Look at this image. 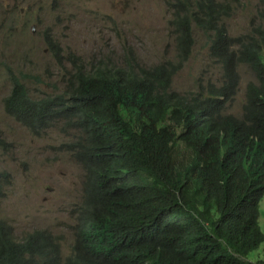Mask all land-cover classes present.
<instances>
[{
    "label": "trees",
    "instance_id": "16d2710c",
    "mask_svg": "<svg viewBox=\"0 0 264 264\" xmlns=\"http://www.w3.org/2000/svg\"><path fill=\"white\" fill-rule=\"evenodd\" d=\"M173 7L176 62L84 71L72 54L65 91L46 98L31 96L9 70L4 111L37 135L55 121L77 130L69 147L84 181L67 254L49 231L17 237L0 218V264H264V25L233 37L224 24L229 1L176 0ZM193 25L207 34L222 81L183 94L171 83L190 53ZM47 43L59 60L57 43ZM239 63L256 82L247 83L236 116L224 110ZM261 244L262 257L252 258Z\"/></svg>",
    "mask_w": 264,
    "mask_h": 264
},
{
    "label": "rangeland",
    "instance_id": "374dc122",
    "mask_svg": "<svg viewBox=\"0 0 264 264\" xmlns=\"http://www.w3.org/2000/svg\"><path fill=\"white\" fill-rule=\"evenodd\" d=\"M225 1V0H224ZM232 11L224 19L230 36L255 33L264 25V0H226ZM176 0H0V218L14 236L45 229L69 252L76 207L81 201L84 170L69 145L79 132L54 122L34 134L3 109L10 89L9 70L23 81L31 96L52 97L65 91L74 69V54L88 71L97 64L151 67L176 62V42L169 20ZM190 53L172 77V88L194 94L222 81L220 65L209 55L207 34L193 25ZM47 37L57 43L52 56ZM81 63V64H80ZM238 83L224 112L240 116L246 85L256 82L245 63L235 68ZM186 155L184 147L179 148ZM259 226L264 233V195L259 202ZM262 244L251 253L261 254ZM262 257V254H261Z\"/></svg>",
    "mask_w": 264,
    "mask_h": 264
}]
</instances>
